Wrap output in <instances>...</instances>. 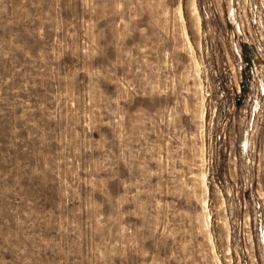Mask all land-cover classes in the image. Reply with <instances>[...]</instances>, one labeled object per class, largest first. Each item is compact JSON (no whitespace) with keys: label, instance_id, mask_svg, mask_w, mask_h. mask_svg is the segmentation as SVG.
Returning <instances> with one entry per match:
<instances>
[{"label":"rangeland","instance_id":"rangeland-1","mask_svg":"<svg viewBox=\"0 0 264 264\" xmlns=\"http://www.w3.org/2000/svg\"><path fill=\"white\" fill-rule=\"evenodd\" d=\"M229 2L196 0L198 31L190 0H0V264H236L264 162L216 144L249 116L218 89L239 80Z\"/></svg>","mask_w":264,"mask_h":264},{"label":"built area","instance_id":"built-area-1","mask_svg":"<svg viewBox=\"0 0 264 264\" xmlns=\"http://www.w3.org/2000/svg\"><path fill=\"white\" fill-rule=\"evenodd\" d=\"M229 4V8L233 10L229 17L236 25V31L239 34L237 37L240 39L234 43L239 80L235 83V91H233V88L227 84L231 82V79L226 81L223 79L226 71L219 69L218 89L220 96L225 97L223 101L227 109L231 107L234 111L241 99V94L248 90L246 103L249 116L248 126L234 146L231 145L229 134H226L224 127L220 128L216 134V144H218V153L235 154L237 152L243 157V161L244 156L246 157L245 163L259 161V166L261 160L264 162V134L258 135L255 129L257 124L264 122V0H230ZM228 94L231 97L226 100ZM212 138L211 136L206 142L210 151L213 150L212 142H210ZM250 180L247 181L250 183ZM237 200L239 207H242L241 200L244 204L246 202L250 204V200L253 202V220L249 211L246 217L243 213L237 220L235 218L237 222L233 221L236 226L232 230V247L229 252L237 260L236 264H259V260L264 264V195L259 193L258 198H237Z\"/></svg>","mask_w":264,"mask_h":264},{"label":"bare ground","instance_id":"bare-ground-1","mask_svg":"<svg viewBox=\"0 0 264 264\" xmlns=\"http://www.w3.org/2000/svg\"><path fill=\"white\" fill-rule=\"evenodd\" d=\"M229 9V13L228 14H230V16H231V14L233 13V10H231V8H228ZM190 11H191V14H192V16H193V19H194V22H195V25H196V27H197V29H198V31H200V28H201V20H202V16H201V14H200V12H199V9H198V6H197V3H196V0H190ZM179 17H181V19L183 20V15H182V10H181V8H179ZM183 22V21H182ZM185 30V29H184ZM184 37H186V41H187V44H188V47H189V50H190V52H191V55L193 54L194 55V47H193V45H192V42L190 41V38L188 37V35H184ZM193 59H194V62H195V68H196V70H197V72H198V70L200 69V63H199V61H197V59H195L194 58V56H193ZM203 89V88H202ZM203 102H204V96H202V98H201V104L203 105ZM200 117L203 119V117H204V109H203V106H202V109H201V113H200ZM246 141V140H245ZM204 151V150H203ZM202 160H203V158H202ZM206 161V160H205ZM206 163V162H205ZM205 163H203V164H205ZM197 177H198V180H199V182H200V184H201V186H202V190L204 191V193H205V197H203L204 199H203V209H204V217H205V222H206V226H208L209 225V222H210V220H211V214H210V211H208V202H207V193H208V186H207V174H206V171H203V170H200L197 174ZM222 202V201H221ZM221 205V204H220ZM226 217V216H225ZM227 220V219H226ZM223 226L224 227H226L227 226V222L223 219ZM227 229H229L228 227H227ZM209 232V231H208ZM226 236H228V235H226ZM228 238V237H227ZM212 245H214L213 244V242H212ZM229 246V245H228ZM213 248V247H212ZM230 248V247H229ZM227 251H229V250H227ZM215 258H216V264H221V260H220V258H218V256H215Z\"/></svg>","mask_w":264,"mask_h":264}]
</instances>
